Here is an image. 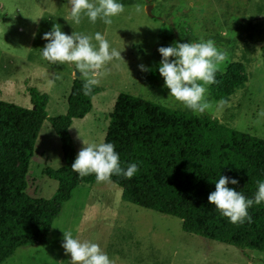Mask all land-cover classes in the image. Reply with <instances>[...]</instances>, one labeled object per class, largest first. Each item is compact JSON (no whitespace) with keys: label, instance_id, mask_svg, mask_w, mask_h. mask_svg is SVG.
Segmentation results:
<instances>
[{"label":"rangeland","instance_id":"obj_1","mask_svg":"<svg viewBox=\"0 0 264 264\" xmlns=\"http://www.w3.org/2000/svg\"><path fill=\"white\" fill-rule=\"evenodd\" d=\"M122 3L124 12L106 25L100 19L92 23L86 16L75 23L69 0H0V101L30 108L28 89L35 87L49 95L50 116L65 113L72 84L82 77L77 78L79 71L71 64L43 58V34L54 24L66 34H105L122 57L109 62L98 77V86L106 91L94 97L91 112L73 121L70 133L78 153L83 139L104 142L110 114L122 92L192 113L168 96L169 89L158 71V48L174 41L212 39L225 52L217 81L219 74H227L228 81L222 84L227 90L233 82L240 83L245 72L248 83L222 108H217L218 101L211 98L208 86L212 107L206 112L232 128L264 139V0ZM148 6L152 16L147 13ZM240 63L242 70L237 67ZM140 64L149 70L141 71ZM56 75L60 78L55 79ZM64 164L61 142L45 122L26 177V192L35 198H52L58 182L44 171ZM63 231L98 243L115 264H264V252L243 251L186 233L180 219L123 201L122 189L111 181L79 186L55 220L48 244L21 247L3 264H71L70 254L62 247Z\"/></svg>","mask_w":264,"mask_h":264},{"label":"trees","instance_id":"obj_2","mask_svg":"<svg viewBox=\"0 0 264 264\" xmlns=\"http://www.w3.org/2000/svg\"><path fill=\"white\" fill-rule=\"evenodd\" d=\"M243 69V64H237ZM227 74L210 85V96L227 100L244 89L248 76L224 89ZM83 79H75L63 114L50 116V97L31 87V107L0 101V264L26 246L48 244V235L73 192L95 183V174L80 177L71 169L77 151L70 128L85 118L93 99L106 91L94 86L82 91ZM48 122L58 136L64 166L47 168L45 176L58 182L50 199L35 198L27 190V174L42 126ZM113 142L122 166L138 163L131 178L112 175L122 189V200L182 221V229L205 239L243 251L264 252V202L249 209L252 223L234 224L220 214L208 196L220 175L236 178L229 187L253 197L257 181L264 179V139L239 131L205 112L193 115L140 96L118 95L104 142Z\"/></svg>","mask_w":264,"mask_h":264},{"label":"clouds","instance_id":"obj_3","mask_svg":"<svg viewBox=\"0 0 264 264\" xmlns=\"http://www.w3.org/2000/svg\"><path fill=\"white\" fill-rule=\"evenodd\" d=\"M69 3L71 18L77 24L82 16H86L92 23L100 19L104 24L111 25L112 18L125 10L122 0H69ZM43 39L46 40L41 48L43 58L53 63L71 64L76 72L79 71L84 95H89L93 87L100 83L98 77L106 71V65L122 57L121 50L111 46L105 34L99 31L66 34L54 24L51 31L43 34ZM158 52L161 54L158 71L164 79V87L169 89L168 96L191 110L193 115L210 110L208 86L218 83L216 73L225 60V52L218 49L212 39L203 38L198 41H174L168 46H160ZM138 67L141 71L149 70L144 64ZM59 78V75L55 76V79ZM228 103L222 97L216 106L222 108ZM82 143L83 147L71 164V169L80 177L94 173L96 181L101 182L109 181L112 175L131 179L138 172L136 162L122 166L113 142H86L83 139ZM229 184L237 185L239 181L220 175L215 181V190L208 196L209 203L214 204L231 223H252L249 209L264 202V179L257 181L253 197H246ZM62 247L65 253L70 254L71 264H115L98 243L81 240L70 231H63Z\"/></svg>","mask_w":264,"mask_h":264},{"label":"water","instance_id":"obj_4","mask_svg":"<svg viewBox=\"0 0 264 264\" xmlns=\"http://www.w3.org/2000/svg\"><path fill=\"white\" fill-rule=\"evenodd\" d=\"M147 13H148L150 16H152V14H151V7H150V6H148V8H147ZM80 75H81V74L76 73L77 78H80V77H81Z\"/></svg>","mask_w":264,"mask_h":264}]
</instances>
